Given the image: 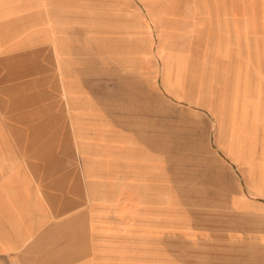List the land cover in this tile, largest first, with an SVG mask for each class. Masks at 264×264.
<instances>
[{"label":"crops","instance_id":"1","mask_svg":"<svg viewBox=\"0 0 264 264\" xmlns=\"http://www.w3.org/2000/svg\"><path fill=\"white\" fill-rule=\"evenodd\" d=\"M205 7V0H0L2 257L12 264H264V169L242 172L243 184L229 195L233 219L191 221L192 209L172 207L166 163L150 155L147 135L141 143L138 132L111 126L107 95L93 100L87 91L109 80L128 89L127 100L131 88L154 90L157 62L203 39ZM216 16L209 29L226 53L240 37L224 13ZM160 79L174 95L162 64ZM213 115L220 127L221 115ZM216 143L229 144L220 135ZM79 166L81 176L59 174Z\"/></svg>","mask_w":264,"mask_h":264},{"label":"rangeland","instance_id":"2","mask_svg":"<svg viewBox=\"0 0 264 264\" xmlns=\"http://www.w3.org/2000/svg\"><path fill=\"white\" fill-rule=\"evenodd\" d=\"M205 5L203 39L189 40L187 48L180 44L157 62L154 90L131 88L127 100L128 89L109 80L107 88L87 91L93 100L107 95L111 126L138 132L141 143L147 135L150 155L166 163L172 207L192 209L189 213L197 214L188 216L191 221L223 223L234 218L229 195L243 184L242 172L264 169V0H205ZM219 12L240 37L226 53L217 48L216 30L209 29ZM245 21L251 24L247 32ZM161 64L163 79L177 86L174 95L161 86ZM129 112L133 118L123 119ZM214 112L221 115L220 127ZM217 135L229 144L218 145ZM232 155L241 159L234 161ZM59 174L67 181L83 175V168L61 167ZM2 256L0 264H12L11 256Z\"/></svg>","mask_w":264,"mask_h":264},{"label":"bare ground","instance_id":"3","mask_svg":"<svg viewBox=\"0 0 264 264\" xmlns=\"http://www.w3.org/2000/svg\"><path fill=\"white\" fill-rule=\"evenodd\" d=\"M164 71H166V70H164V69H163V75L165 74V72H164Z\"/></svg>","mask_w":264,"mask_h":264}]
</instances>
